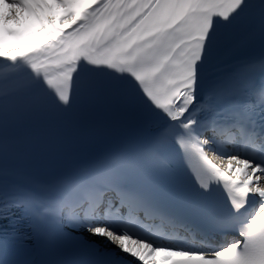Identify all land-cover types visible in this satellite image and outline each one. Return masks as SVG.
Here are the masks:
<instances>
[{
  "label": "snow or ice",
  "instance_id": "1",
  "mask_svg": "<svg viewBox=\"0 0 264 264\" xmlns=\"http://www.w3.org/2000/svg\"><path fill=\"white\" fill-rule=\"evenodd\" d=\"M53 8L63 27L37 46L0 42L10 238L76 242L44 264H264V0H0V21ZM101 111L132 129L117 147L10 179L22 126L56 137Z\"/></svg>",
  "mask_w": 264,
  "mask_h": 264
},
{
  "label": "bare ground",
  "instance_id": "2",
  "mask_svg": "<svg viewBox=\"0 0 264 264\" xmlns=\"http://www.w3.org/2000/svg\"><path fill=\"white\" fill-rule=\"evenodd\" d=\"M63 11V9L59 8L51 10L35 9L31 12H24L20 22L10 21L5 26L3 21H0V42H6L9 48H18L21 51L29 50L44 41L46 35L54 28L63 27L59 23V17ZM50 16L56 18L54 23L49 22L48 18ZM8 30L15 34L9 35ZM88 236L100 248L109 247V245L104 243V238L93 237L91 234H88ZM111 247L115 248V245H111ZM129 260H134V258H129Z\"/></svg>",
  "mask_w": 264,
  "mask_h": 264
}]
</instances>
